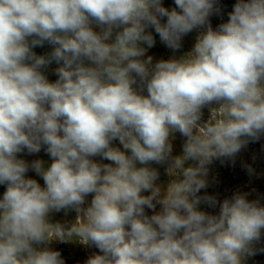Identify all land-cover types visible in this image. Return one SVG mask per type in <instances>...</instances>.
<instances>
[{
  "label": "clouds",
  "instance_id": "obj_1",
  "mask_svg": "<svg viewBox=\"0 0 264 264\" xmlns=\"http://www.w3.org/2000/svg\"><path fill=\"white\" fill-rule=\"evenodd\" d=\"M174 3L0 0V264H65L54 240L99 249L86 264H242L252 253L264 206L236 193L209 214L198 205L215 207L216 198L197 194L207 165L264 134V0H237L215 29L217 0ZM149 27L174 51L200 31L190 52L153 65L141 59V44H155ZM44 42L53 51L36 55ZM53 61L61 66L50 82ZM176 132L186 141L172 157ZM42 146L48 167L17 158ZM151 163L182 179L162 193ZM29 167L43 187L26 178ZM61 210L77 213L70 226L49 222Z\"/></svg>",
  "mask_w": 264,
  "mask_h": 264
},
{
  "label": "rangeland",
  "instance_id": "obj_2",
  "mask_svg": "<svg viewBox=\"0 0 264 264\" xmlns=\"http://www.w3.org/2000/svg\"><path fill=\"white\" fill-rule=\"evenodd\" d=\"M162 6L171 10L175 8L174 0H161ZM237 3V0H217L218 11L214 12L209 17V21L213 29L217 28L219 24L227 22L228 14L232 12L233 7ZM166 22V17L161 18V23ZM95 31H100L98 27H94ZM200 30L194 29L192 32L184 35L181 39V47L179 50H173L161 42L159 35L155 32L153 27L146 29V32H150L153 35L155 44L148 48L146 44H141V47L146 49L145 55L141 59H147L152 57L153 65L160 60H168L171 58L179 59L186 53L190 52L196 42V38ZM115 39V31L109 42ZM54 48V47H53ZM53 48L42 51L41 55H48L53 51ZM61 65H58L54 61L45 70L47 78L50 82H55L58 78L55 74V69ZM138 91H140V81L137 78V84L134 85ZM143 95H147L146 88L142 92ZM214 107V106H213ZM209 107L202 109L201 121L203 124L210 119ZM173 151L172 157L183 155V146L186 138L179 132L173 134L170 138ZM113 146L121 148L119 141H113ZM46 146H42L38 153L29 154L27 150H24L17 154L18 159H22L29 165L35 160H42L45 163V167L50 166L52 160L51 157L45 151ZM93 160L99 163H110V161L103 160L100 156L92 157ZM195 161H186L185 167L195 166ZM143 165L137 164V167ZM150 168L156 169L158 172V179L156 184L160 186L163 193L166 190L168 184L174 179H182V174L178 173L177 176L169 174V164H156L151 163L147 165ZM32 176V177H29ZM26 178L35 179L42 187L44 181L31 167H29L26 173ZM207 186L201 189L197 194L200 197L212 196L217 200L215 207L210 206L203 199L198 205L199 210L208 212L209 214H218L219 204L225 199H231L234 194H244L249 201L258 202L260 206H264V134L258 139H249L245 146H243L239 152L235 153L231 157H223L214 159L209 165H207V175L205 177ZM6 185L0 184V198H2ZM143 195H149L145 192ZM92 196L86 197L83 208H87L90 204ZM160 205H157L156 210L159 211ZM146 213L151 215V209H145ZM77 213L74 210H61L60 212L49 213V222L52 224L61 223L70 226L76 219ZM49 247L53 250L59 251L64 248L68 253L69 264H86L87 259L94 253H99V249L95 246H85L76 241H57L54 240L50 243ZM252 253L245 255L242 259V264H264V229L261 230V237L258 241H255L252 245Z\"/></svg>",
  "mask_w": 264,
  "mask_h": 264
},
{
  "label": "trees",
  "instance_id": "obj_3",
  "mask_svg": "<svg viewBox=\"0 0 264 264\" xmlns=\"http://www.w3.org/2000/svg\"><path fill=\"white\" fill-rule=\"evenodd\" d=\"M31 42V38H29V43ZM55 47L54 45L48 43V42H44L43 45H38L35 47H32V51L36 54V55H41L43 50L46 49H51ZM32 177V176H29ZM60 253H61V257L64 260L65 264H69V257H68V253L66 252V250L64 248L60 249Z\"/></svg>",
  "mask_w": 264,
  "mask_h": 264
}]
</instances>
